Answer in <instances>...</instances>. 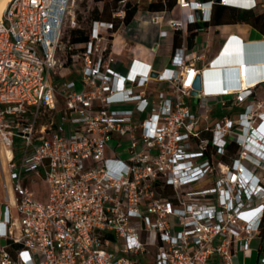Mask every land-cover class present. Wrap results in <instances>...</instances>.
<instances>
[{"label": "built area", "instance_id": "1", "mask_svg": "<svg viewBox=\"0 0 264 264\" xmlns=\"http://www.w3.org/2000/svg\"><path fill=\"white\" fill-rule=\"evenodd\" d=\"M168 1L114 0L111 17L94 18L75 42L80 0H9L0 178L15 198L0 202V264H240L254 240L262 250L264 98L253 94L264 64L253 73L243 59L247 84L213 90L206 69L229 64L217 63L228 43L246 42L231 33L208 58L203 42L186 38L216 4L264 11V0ZM151 2L164 5L151 21L160 26L169 12L183 40L161 70L122 35L127 8ZM256 46L263 59L264 43ZM34 177L46 184L44 200L28 184Z\"/></svg>", "mask_w": 264, "mask_h": 264}, {"label": "crops", "instance_id": "2", "mask_svg": "<svg viewBox=\"0 0 264 264\" xmlns=\"http://www.w3.org/2000/svg\"><path fill=\"white\" fill-rule=\"evenodd\" d=\"M254 10L260 11V10H262V8L257 7V8H254ZM152 11H154V10L149 9V8L136 10L133 17L129 21H126L127 27L125 29V32L131 36L130 38L126 37L129 41L136 43L140 47L146 49L147 52L146 53H140L141 56H143L144 58L151 59L152 62L154 63V58H155L157 53L155 55L151 54L150 48L152 46H154L155 43L158 41L156 37L158 36L159 30H158L157 26H159V25H157L151 21L150 18L152 15V13H151ZM163 25H165V29L168 30V34L166 36L168 37L169 41H168V43H166L165 49L167 51V54L170 56L173 48L181 45V43L183 41L182 35H181L180 31H172L169 28L167 23H165ZM176 32H179V36L181 38V42L177 46L174 45V36H175ZM218 33L225 36V39L231 33L237 34L238 36L243 38V40L246 42L245 44H248L250 46L251 50L249 51L248 57L250 58L251 72H253V73L256 72L257 67L262 66L264 64V58L261 59L263 57V51H262L261 56H259L258 50H256V47H257L256 45H258V43H261V42L264 43V33L261 32L260 30H258L253 25L246 23V22L216 23V24L213 23V24L208 25L207 27H203L202 30L195 33L191 40H189V38L187 36L186 40H187L189 47L193 46V44L195 42V38L198 42H203L206 45L205 49H206V53L208 55V53L211 51L212 46L214 45L213 43L215 42V39H216L215 35ZM235 45L237 46V45H241V44L236 43V44L232 45V44L228 43L225 46L227 48H225L224 51H222V54L217 59V63L222 61V60L224 61L225 59H233L232 57L234 55H238L237 59L232 60L233 61V63H232L233 68L231 69V73L234 75H237V71L239 70L240 65H241L239 63V66L237 67V62L240 61L242 63L243 56H241V53H239L241 49L237 48V50L239 52H237V53L234 52L235 51V49H234ZM123 58H125V57L123 56ZM227 62H229V61H227ZM199 65H201V62H199ZM226 67L230 68V64H228V66H226ZM214 71L215 70L211 71L210 76H214L215 78L222 80L224 77V74H225L224 69L217 71V72H214ZM216 75H218V77H216ZM253 98L254 99L264 98V82L256 85V87L254 88ZM194 103H195V100H194ZM222 111L223 110H218L217 112L220 113ZM2 181L3 180L0 178V202L7 201V199H6L7 193L9 195V197L11 198V200L13 201L15 198V193L11 188L10 181L7 179L8 190H6L3 187ZM28 184L35 191V195L37 198H39L41 200L46 199V189L44 188L43 189L44 191L42 190L41 194H37L36 189L34 187V186H39V185L45 184V182L41 178H38V177L35 178L34 177L28 181ZM10 206H11L10 207L11 212H13L15 214L17 212L16 208L12 205H10ZM253 243H254V245H253L251 255L244 257V262L246 261V259L248 257H252L254 250H256V255H257L256 259H258L259 251L256 249V246L258 245L259 241L254 240ZM262 250H263V248H262Z\"/></svg>", "mask_w": 264, "mask_h": 264}, {"label": "rangeland", "instance_id": "3", "mask_svg": "<svg viewBox=\"0 0 264 264\" xmlns=\"http://www.w3.org/2000/svg\"><path fill=\"white\" fill-rule=\"evenodd\" d=\"M108 2V1H107ZM104 6H105V2L104 1H98V0H80L79 6L77 8V27L76 28H80L85 30L86 32L89 30L90 24L92 22V20L95 18L93 15V10L94 9H98L99 12H102L104 10ZM107 10L110 11L111 10V4L108 3V7ZM106 11H103V15H105ZM161 14H163V17L165 19V21L163 22V24L166 23V20L170 17V13L169 12H165L163 13V11H160ZM174 14L177 16L179 15V9L178 7L174 8ZM161 24L160 26H157L158 30L165 29V25ZM69 29H67V33H68ZM221 33V32H220ZM220 33L215 35V42L213 43L214 45L211 48V51L208 53L207 57L211 58L214 55H216L220 48L223 45V42L225 40V36L221 35ZM122 35H125L126 37L130 38L131 36L129 34H127L125 31L122 33ZM120 37H122L120 35ZM159 45H160V49H157V54L154 58V63L153 66L155 69L157 70H161L163 69V67L167 64L168 60H169V55L167 54L166 51V43H168V37L167 36H159V31H158V36L156 37ZM133 43V42H132ZM133 45H136L137 48L135 49V54L138 56H141L140 53H146V49L140 47L139 45H137L136 43H133ZM128 46V45H127ZM242 56V54H241ZM143 57V56H141ZM233 59H237L238 55H234L232 57ZM233 59H231V61H229L230 64V69L233 68ZM241 63V62H240ZM119 69L121 71L125 70V67L123 65L119 66ZM238 74V71H237ZM75 74H72L71 77H74ZM216 77H218V75H216ZM217 80V78L215 79ZM78 87H80V84H78ZM199 112L203 113L204 112V108H201L199 110ZM36 189L37 194H41L42 190L45 188L46 189V184L43 185H39V186H34ZM44 191V190H43ZM3 240H1L2 242ZM254 245V243H253ZM257 255H256V250H254V253L252 255V257H248L246 259V261L244 262V256L242 253H239V262L240 264H256L257 261Z\"/></svg>", "mask_w": 264, "mask_h": 264}, {"label": "trees", "instance_id": "4", "mask_svg": "<svg viewBox=\"0 0 264 264\" xmlns=\"http://www.w3.org/2000/svg\"><path fill=\"white\" fill-rule=\"evenodd\" d=\"M112 1L114 0L104 1L105 6L103 11H106L105 15H103V11L99 12L98 9H94L93 10L94 17L109 19L111 17V10L108 11L107 7H108V3L111 4ZM172 4H173V0H169L168 7L172 6ZM148 8L153 10H160L164 8V5L161 2H151L148 5ZM136 10H137L136 6L127 8L125 20L129 21L135 14ZM235 22L249 23L264 33V12L262 10L256 11L254 10V8L252 9L239 8L234 6L222 5V4H216L214 6V11L211 21L202 23L199 26L203 28L213 23L216 24V23H235ZM194 34L195 33L193 32H190L188 34L189 40L193 38ZM71 37L73 41L79 42L85 40L88 37V35L85 30L77 28L72 30ZM180 42H181V38L179 36V32H176L174 36V45L177 46L180 44ZM261 236H262L261 248H263L264 250V228L261 231ZM261 252L262 250H260L259 254Z\"/></svg>", "mask_w": 264, "mask_h": 264}, {"label": "bare ground", "instance_id": "5", "mask_svg": "<svg viewBox=\"0 0 264 264\" xmlns=\"http://www.w3.org/2000/svg\"><path fill=\"white\" fill-rule=\"evenodd\" d=\"M9 0H0V19H1V15L3 13V11L5 10L7 4H8ZM248 45V44H247ZM247 48V46H246ZM243 59L248 60V57H243ZM240 68H239V75H234L231 73V69L229 67H222V66H212L206 69L205 71V77H206V82L207 84H212V89L213 90H219L222 89L224 87H228L229 85V81H232L234 83H236L237 86L239 85H243L245 86L247 84V78L245 75H241V71H242V67L246 66L243 63H240ZM224 69L225 74L222 80L217 79L214 76H210L211 71L215 70L214 72L220 71Z\"/></svg>", "mask_w": 264, "mask_h": 264}, {"label": "water", "instance_id": "6", "mask_svg": "<svg viewBox=\"0 0 264 264\" xmlns=\"http://www.w3.org/2000/svg\"><path fill=\"white\" fill-rule=\"evenodd\" d=\"M217 1H219V0H217ZM246 46H247V48H246ZM235 48V53H237V52H239L238 50H237V48L238 49H241L240 50V52L239 53H241L242 54V56L243 57H248L249 56V51L251 50V48H250V46L249 45H247V44H241V45H235L234 46ZM225 48H227V47H225ZM237 50V51H236ZM222 54V53H221ZM249 58V57H248ZM250 59V58H249ZM226 66H228V65H226ZM226 66H223V67H226ZM152 74L153 75H157V72H155V71H153L152 72ZM194 87H195V89H200L201 88V79H200V75H198L197 76V79H196V81H195V83H194Z\"/></svg>", "mask_w": 264, "mask_h": 264}]
</instances>
